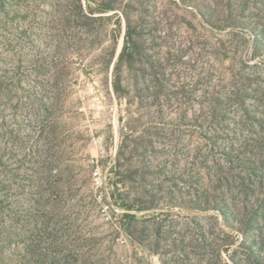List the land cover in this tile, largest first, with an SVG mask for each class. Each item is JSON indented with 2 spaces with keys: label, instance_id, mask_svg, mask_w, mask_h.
Segmentation results:
<instances>
[{
  "label": "rangeland",
  "instance_id": "rangeland-1",
  "mask_svg": "<svg viewBox=\"0 0 264 264\" xmlns=\"http://www.w3.org/2000/svg\"><path fill=\"white\" fill-rule=\"evenodd\" d=\"M0 264H264V0H0Z\"/></svg>",
  "mask_w": 264,
  "mask_h": 264
},
{
  "label": "trees",
  "instance_id": "trees-1",
  "mask_svg": "<svg viewBox=\"0 0 264 264\" xmlns=\"http://www.w3.org/2000/svg\"><path fill=\"white\" fill-rule=\"evenodd\" d=\"M87 1H88V3H91L93 0H87ZM88 9H89V12L91 14H96V13L104 14V13H108V12L113 10V8L111 6H109V5H102V7L100 9H97V8H94L90 4L88 5ZM127 48H128V42H127V40H125V45H124L123 50H122V52L120 54L121 57L124 56V53L126 52Z\"/></svg>",
  "mask_w": 264,
  "mask_h": 264
}]
</instances>
